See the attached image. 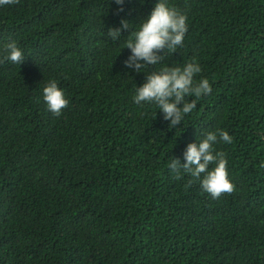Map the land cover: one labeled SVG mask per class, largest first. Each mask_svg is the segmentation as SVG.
I'll return each instance as SVG.
<instances>
[{
    "label": "trees",
    "instance_id": "1",
    "mask_svg": "<svg viewBox=\"0 0 264 264\" xmlns=\"http://www.w3.org/2000/svg\"><path fill=\"white\" fill-rule=\"evenodd\" d=\"M158 2L0 7V264H264V0H166L187 17L183 44L131 61ZM192 62L212 91L185 95L182 121L134 102L150 74ZM52 80L68 99L59 116L44 101ZM220 131L234 187L213 198L184 154Z\"/></svg>",
    "mask_w": 264,
    "mask_h": 264
},
{
    "label": "clouds",
    "instance_id": "2",
    "mask_svg": "<svg viewBox=\"0 0 264 264\" xmlns=\"http://www.w3.org/2000/svg\"><path fill=\"white\" fill-rule=\"evenodd\" d=\"M14 0H0V7L10 5ZM117 4H123L124 0H115ZM122 10V9H121ZM187 17L170 7L166 0H159L151 13L144 19L139 29L134 33V39L129 40L127 47L132 50L131 61L143 60L149 64L157 62V51L168 48L175 51L184 42L188 31ZM125 28L129 27L127 21ZM113 37L119 36V30H110ZM24 53L15 42L7 45L6 58L14 63H20ZM129 67H131V62ZM135 67L141 71L143 65L137 63ZM201 72L198 63L187 64L183 69L180 67L163 68L159 72L148 76L147 82L137 88L133 97L136 104L142 102L156 104L165 113V120L171 119L172 125L182 121L186 114L195 107V102L185 103L180 109L179 103L187 94H194L197 98L207 95L212 91V86L207 78L201 79L194 84V77ZM42 91V89H40ZM44 101L47 109L54 115H61L67 107L68 99L64 91L55 80L50 81L43 89ZM218 139L224 143H231L232 137L227 131L210 132L205 139L188 145L184 154L186 164L184 167L191 171L192 176L201 179L203 191L213 198H219L222 193L232 192L233 183L229 179L228 161L222 153L214 152V145ZM215 167L209 170V165ZM180 166L179 160H170L169 167L176 169Z\"/></svg>",
    "mask_w": 264,
    "mask_h": 264
}]
</instances>
